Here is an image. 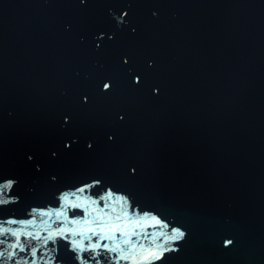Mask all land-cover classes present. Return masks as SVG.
<instances>
[{
	"label": "water",
	"instance_id": "95a60500",
	"mask_svg": "<svg viewBox=\"0 0 264 264\" xmlns=\"http://www.w3.org/2000/svg\"><path fill=\"white\" fill-rule=\"evenodd\" d=\"M109 192L134 261L69 223ZM150 251L264 264V0H0V264Z\"/></svg>",
	"mask_w": 264,
	"mask_h": 264
},
{
	"label": "snow or ice",
	"instance_id": "6c2138e0",
	"mask_svg": "<svg viewBox=\"0 0 264 264\" xmlns=\"http://www.w3.org/2000/svg\"><path fill=\"white\" fill-rule=\"evenodd\" d=\"M138 82V78L137 81ZM110 85L109 83H104L103 84V89L107 90L109 89ZM96 183L98 184L99 181H96ZM93 187V185H87L85 187L79 188L78 191L80 193H84L88 188ZM64 199H67V197H65ZM106 200H114L116 203H120L121 198L120 197H115L111 192L106 193L105 195H100L98 197V199H93L90 201V203H88V201H85L84 204H79V203H71L70 207L72 209H81L83 215L80 216V219L77 220L75 219V217L72 220H69V223H85V224H94L95 228H89L88 231H90L92 233L93 236H96L98 238V242L92 243L90 246V249L88 250H95V249H100L103 248L104 250H106L107 252H111L114 254H118L116 258L118 261L120 260H124V261H128V260H135V257L132 256L131 250L135 249V248H140L143 247V245H139L136 244L134 242H132L131 237L139 235L138 232H136L135 230H133L132 232L128 233L126 232L122 226L121 223H112L109 224L108 221L112 220V217L109 215V213L105 212L104 209L109 207V205L107 203H105ZM85 204L87 205V207H85ZM95 205L96 207H98L100 209L99 213H97L96 216H92V212L95 211V208H93L92 206ZM64 205H61V208L64 209ZM113 211H115V209H113ZM64 212L63 211H59L56 213L57 217L63 215ZM124 218L128 217V213L124 212L123 213ZM105 217H107V221H105ZM121 216L117 215L115 217V221L116 222H120L121 221ZM153 220H155V217L152 218ZM132 221L128 220V224H131ZM138 223V222H137ZM156 224H159L160 221L159 220H155ZM105 229H109V231L111 232V234H108V232L105 231ZM62 230V229H61ZM119 232L120 233V241L119 243H115L113 245H109L108 243H100L99 241H105V240H113L115 241L117 239L115 233ZM15 235V233H13ZM73 235H82L81 233H73ZM185 233L179 231V229L174 230V234L169 236L168 239L170 240H179L182 239L184 237ZM128 236L129 238L125 239L123 237ZM73 243L75 244V247L80 248L81 251L86 250L85 248L81 247L80 244L76 243L75 241H73ZM232 243L231 240H225L224 244L225 246H228ZM124 244V245H129L128 249H121L120 245ZM23 251V249H21ZM164 251H171V249H165ZM4 253L0 252V256H3ZM97 255H99V253H97ZM149 257L151 259H149L147 261V264H151L152 259L155 260H161L163 257V252H161L159 255H157V253L155 251H150L149 252Z\"/></svg>",
	"mask_w": 264,
	"mask_h": 264
}]
</instances>
